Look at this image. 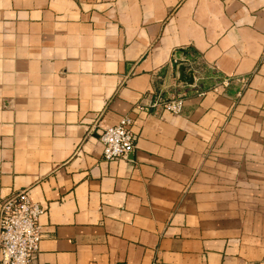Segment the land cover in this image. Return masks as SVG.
Segmentation results:
<instances>
[{"label":"crops","instance_id":"obj_1","mask_svg":"<svg viewBox=\"0 0 264 264\" xmlns=\"http://www.w3.org/2000/svg\"><path fill=\"white\" fill-rule=\"evenodd\" d=\"M188 61L248 85L132 112ZM129 113L106 160L96 130ZM21 190L31 264H264V0H0V210Z\"/></svg>","mask_w":264,"mask_h":264},{"label":"built area","instance_id":"obj_2","mask_svg":"<svg viewBox=\"0 0 264 264\" xmlns=\"http://www.w3.org/2000/svg\"><path fill=\"white\" fill-rule=\"evenodd\" d=\"M194 66H191V65ZM186 72L193 73V82L177 83L169 92H159L142 99L133 113L165 112L180 114L189 96H205L209 91L220 92L232 82H239L242 88L248 85V76H222L216 68L212 74H204L202 67L195 68V62H186ZM97 140L102 146L103 157L114 161L128 157L134 152L138 134L134 131L131 113L121 118L118 124L97 129ZM44 208L30 199L28 190L12 192L3 199L0 210V264H31L37 256L42 239L40 217Z\"/></svg>","mask_w":264,"mask_h":264},{"label":"water","instance_id":"obj_3","mask_svg":"<svg viewBox=\"0 0 264 264\" xmlns=\"http://www.w3.org/2000/svg\"><path fill=\"white\" fill-rule=\"evenodd\" d=\"M183 77L182 80L187 83H192L193 82V73L192 72H185V67H183Z\"/></svg>","mask_w":264,"mask_h":264}]
</instances>
